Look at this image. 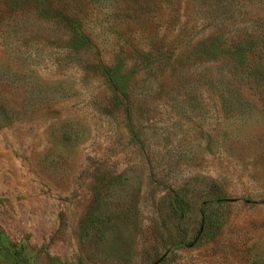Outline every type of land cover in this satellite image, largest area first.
Returning a JSON list of instances; mask_svg holds the SVG:
<instances>
[{"label": "rangeland", "instance_id": "374dc122", "mask_svg": "<svg viewBox=\"0 0 264 264\" xmlns=\"http://www.w3.org/2000/svg\"><path fill=\"white\" fill-rule=\"evenodd\" d=\"M92 1L0 0V230L32 264H264V0ZM148 44L121 87L89 66Z\"/></svg>", "mask_w": 264, "mask_h": 264}, {"label": "trees", "instance_id": "16d2710c", "mask_svg": "<svg viewBox=\"0 0 264 264\" xmlns=\"http://www.w3.org/2000/svg\"><path fill=\"white\" fill-rule=\"evenodd\" d=\"M53 1V0H52ZM68 2L75 1V10H79L81 3L86 2V4L93 3L92 0H67ZM96 1V0H94ZM104 1V0H103ZM103 1H99L98 3L102 4ZM106 6H109L105 3ZM130 8V7H127ZM66 9V7H64ZM149 9H154L151 4H141L139 6V12L135 14L141 15L142 13L148 12ZM74 10V9H72ZM72 11L70 16L68 17L70 25H71V35L68 40V48L73 50H78L80 48H87L93 45L92 41V33L90 31V27L88 25L86 15L81 17ZM34 11L39 16H46V12L40 6H35ZM226 42L225 38H219V36L212 37L208 42V47L213 49V54H216L219 50V46ZM229 46H233V53L235 56L239 58H243L245 46L240 42H235L234 39L231 38ZM123 53V51H121ZM157 54V51L154 52L152 50V46L150 44L147 45L146 49L137 50L136 55H119L118 59H116L111 64L103 63L102 61H96L89 63L90 68L99 72L104 81L108 84L112 89L114 87H121L126 85L132 73L136 71V67L134 66L137 62L142 61L148 56ZM129 64H132L131 66ZM128 66V67H127ZM125 91H121L120 94L115 95L116 106H121L122 110L128 111L127 102L123 101L122 98H125ZM2 123V119L0 117V124ZM179 196V194H178ZM176 204L174 205V210H181L183 206H177V203L182 204V197H178L175 199ZM184 202V200H183ZM207 220L209 219V215L205 214ZM211 218V217H210ZM0 255H2L9 264H32L30 258L27 256L25 252V248L15 242H12L8 237H6L2 230H0Z\"/></svg>", "mask_w": 264, "mask_h": 264}]
</instances>
